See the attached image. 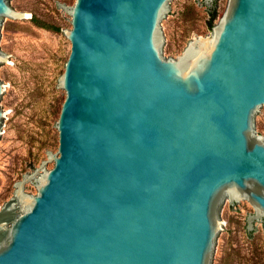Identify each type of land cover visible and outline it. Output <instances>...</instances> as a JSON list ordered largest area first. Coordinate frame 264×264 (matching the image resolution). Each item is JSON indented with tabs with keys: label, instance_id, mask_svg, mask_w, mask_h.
Returning <instances> with one entry per match:
<instances>
[{
	"label": "water",
	"instance_id": "obj_1",
	"mask_svg": "<svg viewBox=\"0 0 264 264\" xmlns=\"http://www.w3.org/2000/svg\"><path fill=\"white\" fill-rule=\"evenodd\" d=\"M174 1H74L58 151L36 194L18 181L28 208L0 209V264H217L228 197L264 221V0H227L211 37L165 58ZM12 6L0 24L27 21Z\"/></svg>",
	"mask_w": 264,
	"mask_h": 264
},
{
	"label": "rangeland",
	"instance_id": "obj_2",
	"mask_svg": "<svg viewBox=\"0 0 264 264\" xmlns=\"http://www.w3.org/2000/svg\"><path fill=\"white\" fill-rule=\"evenodd\" d=\"M75 0H13V8L26 14L25 22L6 18L0 24L3 41L0 49L9 59L0 73V82L8 89L1 110L4 121L0 145V209L15 198V215L28 208L16 189L25 179L23 189L36 194V183L44 169L53 166L47 151H58L56 120L66 96L59 86V76L71 50L65 35L70 28L71 6ZM216 4L218 22L227 0ZM33 16V18H31ZM206 0H176L165 30V58H175L193 40L209 38L214 30L207 25ZM259 135L264 139V113L258 118ZM224 236L217 264H264V221L243 199L229 197L222 207ZM11 221H3L7 229Z\"/></svg>",
	"mask_w": 264,
	"mask_h": 264
},
{
	"label": "trees",
	"instance_id": "obj_3",
	"mask_svg": "<svg viewBox=\"0 0 264 264\" xmlns=\"http://www.w3.org/2000/svg\"><path fill=\"white\" fill-rule=\"evenodd\" d=\"M207 12H208L207 25H208L209 28H211L213 26V20L218 15L215 2H214V4L212 6L207 7ZM31 18H33V16Z\"/></svg>",
	"mask_w": 264,
	"mask_h": 264
},
{
	"label": "bare ground",
	"instance_id": "obj_4",
	"mask_svg": "<svg viewBox=\"0 0 264 264\" xmlns=\"http://www.w3.org/2000/svg\"><path fill=\"white\" fill-rule=\"evenodd\" d=\"M26 14H28V13H26ZM203 43H206V41H204Z\"/></svg>",
	"mask_w": 264,
	"mask_h": 264
}]
</instances>
